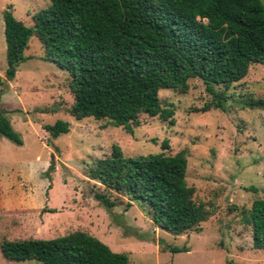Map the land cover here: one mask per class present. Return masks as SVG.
<instances>
[{"label": "rangeland", "instance_id": "rangeland-1", "mask_svg": "<svg viewBox=\"0 0 264 264\" xmlns=\"http://www.w3.org/2000/svg\"><path fill=\"white\" fill-rule=\"evenodd\" d=\"M49 5L48 0H0V110L8 112L10 126L22 141L17 145L0 138V242L81 231L113 252L127 254L129 264H264V250L253 249L250 227L242 223V211L264 199V110L243 106L249 98L264 99V65H251L231 86L224 112H197L210 97L199 79H191L186 94L159 92L162 107L174 110L173 125L142 115L130 135L106 121H77L67 113L73 103L69 76L42 59L36 37L30 39L26 60L16 67L13 80L5 77L3 12L11 6L13 17L31 27L30 15ZM56 122L67 123L69 132L50 138L41 126ZM164 141L168 150L161 148ZM113 146L125 157L184 151L186 183L209 212L202 230L180 236L160 230L139 203L110 194L87 178ZM95 194L116 205L106 209ZM19 204L26 208L18 209ZM24 216L34 226L45 216L48 226L41 232L22 229L18 221ZM0 264L40 263L8 261L0 252Z\"/></svg>", "mask_w": 264, "mask_h": 264}, {"label": "trees", "instance_id": "trees-1", "mask_svg": "<svg viewBox=\"0 0 264 264\" xmlns=\"http://www.w3.org/2000/svg\"><path fill=\"white\" fill-rule=\"evenodd\" d=\"M48 1V8L30 15L31 27L13 17L11 6L3 12L5 77L13 80L16 67L26 60L30 39L36 37L42 59L69 76L73 103L67 113L77 121H106L130 135L142 115L173 125L174 110L162 107L159 92L186 94L191 79H199L210 97L197 112H224L231 86L251 65H264L261 0ZM243 106L264 110V99L249 98ZM7 113L0 110V138L22 145ZM41 128L50 138L69 132L64 122ZM161 148L168 150V142ZM186 169L184 151L125 157L113 146L108 157L89 169L87 178L110 194L139 203L156 228L180 236L199 233L209 217L186 183ZM95 198L106 209L116 205L105 195ZM242 223L250 227L253 249L264 250V199L242 211ZM0 252L15 262L129 264L127 254L113 252L81 231L53 239H3Z\"/></svg>", "mask_w": 264, "mask_h": 264}, {"label": "crops", "instance_id": "crops-1", "mask_svg": "<svg viewBox=\"0 0 264 264\" xmlns=\"http://www.w3.org/2000/svg\"><path fill=\"white\" fill-rule=\"evenodd\" d=\"M20 203H23V205H25L24 200H22V202H20ZM19 205H20V207L18 209L22 210V209L26 208L25 206H22L21 204H19ZM16 207H18V206H16ZM47 220L48 219L45 216H42L41 219H39L34 226L33 224L35 223V221H29L28 218L24 216V217H20L18 223L22 229H23V226L25 227L26 230H27V227H33V230L35 232H41L43 229H45V227L48 226Z\"/></svg>", "mask_w": 264, "mask_h": 264}]
</instances>
